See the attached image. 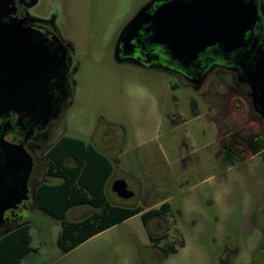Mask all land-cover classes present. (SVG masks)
Returning a JSON list of instances; mask_svg holds the SVG:
<instances>
[{"label":"rangeland","instance_id":"obj_1","mask_svg":"<svg viewBox=\"0 0 264 264\" xmlns=\"http://www.w3.org/2000/svg\"><path fill=\"white\" fill-rule=\"evenodd\" d=\"M146 1L56 0L74 20L70 31H61L78 64L62 136L92 144L111 160L105 188L111 204L147 212L167 203L170 212L150 221L148 229L136 215L63 254L55 243L59 224L36 209L24 211L37 252L20 264H264V161L242 153L243 162L230 166L219 154V142L232 133L264 136V124L252 111L247 90L230 76L205 94L187 87L172 93L168 76L114 62L116 33ZM53 4L44 0L42 8ZM117 179L127 183L131 199L111 192ZM91 213L77 207L67 219ZM149 233H166L158 246L177 252L163 259Z\"/></svg>","mask_w":264,"mask_h":264},{"label":"water","instance_id":"obj_2","mask_svg":"<svg viewBox=\"0 0 264 264\" xmlns=\"http://www.w3.org/2000/svg\"><path fill=\"white\" fill-rule=\"evenodd\" d=\"M158 1L152 0L148 6ZM148 6L141 8L124 30L134 33ZM157 16L164 18L165 24L161 34L157 27H151L155 32L151 41L167 44L172 57L184 66L195 61L206 47L216 46L225 56H234L238 81L247 86L252 111L264 124V45L255 35L264 21L261 0H193L170 4ZM1 34L8 38L0 41V117L16 113L20 121L28 120L44 129L60 113L66 81L64 51H50L38 36L22 29ZM0 148L1 228L4 213L28 200L33 162L21 147L12 149L0 143ZM110 190L122 200L134 196L123 179L113 181Z\"/></svg>","mask_w":264,"mask_h":264},{"label":"flooded vegetation","instance_id":"obj_3","mask_svg":"<svg viewBox=\"0 0 264 264\" xmlns=\"http://www.w3.org/2000/svg\"><path fill=\"white\" fill-rule=\"evenodd\" d=\"M52 1L54 2L53 6L50 5L43 9L44 0H0V41L5 37L8 38V36L1 34L4 30L13 29L14 33H19L22 29L34 37L38 36L50 51L56 53L61 50L64 51L66 66V81L60 113L44 129H38L37 124L28 120L20 121L16 113H8L0 117V143L12 149L21 147L30 155L33 162L27 183L28 200L18 206L17 209L4 213L0 238L5 233H9L16 227L27 223L24 220V211L38 210L35 199L36 190L40 184L48 183L44 181L45 178L48 179L45 176V154L63 137L64 115L72 103L73 75L77 72L78 64L74 58L75 50L72 42L62 33L61 28L70 31L68 27L73 26L74 20L67 19L65 10L55 6L56 0ZM65 1L69 3L68 0H62V2ZM151 1L147 0L131 14L126 23L116 33L111 50L112 59L115 63L132 65L145 72L162 73L168 76L171 79L169 88L172 93H177L187 87L197 94H205L213 86L221 84L223 77L230 76L235 86L245 88L248 94L247 86L238 81L239 71L234 65L233 55L225 56L221 49L216 46L206 47L198 54L195 61L188 62L184 66L182 62L172 57L174 54L171 52L173 51L168 49L167 44L151 41V38L155 35L151 27H157V33L161 34L163 32L162 26L165 24L164 18L155 17L158 11L170 4L175 6L178 3H189L193 0H161L148 6ZM144 6L148 7L138 24L139 28L134 33L124 30L132 17ZM175 20L177 21V19ZM255 35L259 38L260 43L264 45L263 20L255 30ZM13 37L18 39L19 35L15 34ZM189 106L195 107L192 111H196V104L193 100H189ZM182 146H185V144Z\"/></svg>","mask_w":264,"mask_h":264},{"label":"trees","instance_id":"obj_4","mask_svg":"<svg viewBox=\"0 0 264 264\" xmlns=\"http://www.w3.org/2000/svg\"><path fill=\"white\" fill-rule=\"evenodd\" d=\"M219 145L224 164L236 166L243 162L247 153L259 155L264 161V136L261 133L249 132L244 136L232 133ZM242 153L246 154L241 156ZM44 160L45 176L59 183L40 184L35 195L36 205L39 212L59 224L55 243L63 254L136 215H140L142 225L148 229L150 221L161 220L170 212L167 203L147 212L140 207L111 204L105 188L113 174L112 162L83 140L62 137L45 154ZM77 207H88L92 213L78 221L68 220V212ZM30 229V224L24 223L0 238V264H20L37 252L30 246ZM166 237V233L158 237L149 233L148 237L163 259L177 252L173 246H158Z\"/></svg>","mask_w":264,"mask_h":264}]
</instances>
